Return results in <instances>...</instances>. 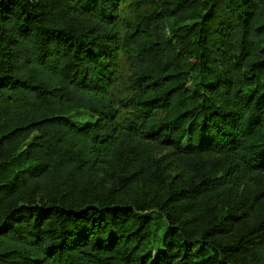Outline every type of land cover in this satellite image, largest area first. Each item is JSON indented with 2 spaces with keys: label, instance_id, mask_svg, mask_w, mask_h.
Returning a JSON list of instances; mask_svg holds the SVG:
<instances>
[{
  "label": "trees",
  "instance_id": "obj_1",
  "mask_svg": "<svg viewBox=\"0 0 264 264\" xmlns=\"http://www.w3.org/2000/svg\"><path fill=\"white\" fill-rule=\"evenodd\" d=\"M147 144L217 159L129 199ZM263 189L264 0H0V264H264Z\"/></svg>",
  "mask_w": 264,
  "mask_h": 264
},
{
  "label": "rangeland",
  "instance_id": "obj_2",
  "mask_svg": "<svg viewBox=\"0 0 264 264\" xmlns=\"http://www.w3.org/2000/svg\"><path fill=\"white\" fill-rule=\"evenodd\" d=\"M145 5L146 7H151L149 3ZM122 70V81L118 83L113 90V95H120L119 97L123 96L121 94H126L124 85L129 76V69L126 64L122 65ZM120 114H122V112H120ZM82 119L87 122L86 115H83ZM180 157L176 155L172 147L147 144L139 162L136 161L129 169L137 174V179L139 181V186L129 192L131 194V198L129 199L134 198L137 201H144L146 198H153L156 194L154 192L155 190L160 192L163 188L168 186L177 187L184 185L189 179L194 176L197 178L200 173H202L200 169L201 162H210L217 159L216 156L212 155H183V159L192 162V170V168L188 167ZM150 184H153V190H147V186ZM253 194L254 196L246 201V208H241L234 212V217L236 219L232 220V225L235 231L243 227L248 230L251 226L257 224L264 216V189ZM233 207L234 206H230L226 208L222 215H225L230 211V208Z\"/></svg>",
  "mask_w": 264,
  "mask_h": 264
}]
</instances>
